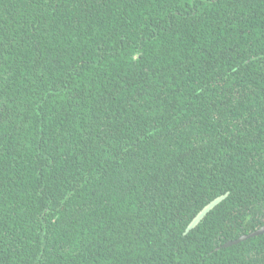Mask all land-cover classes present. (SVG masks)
Instances as JSON below:
<instances>
[{
    "label": "trees",
    "instance_id": "trees-1",
    "mask_svg": "<svg viewBox=\"0 0 264 264\" xmlns=\"http://www.w3.org/2000/svg\"><path fill=\"white\" fill-rule=\"evenodd\" d=\"M262 225L264 0H0V264H264Z\"/></svg>",
    "mask_w": 264,
    "mask_h": 264
},
{
    "label": "water",
    "instance_id": "water-1",
    "mask_svg": "<svg viewBox=\"0 0 264 264\" xmlns=\"http://www.w3.org/2000/svg\"><path fill=\"white\" fill-rule=\"evenodd\" d=\"M227 193L221 194L215 198H213L211 201H209L206 205L203 206V208H201L198 213L193 217V219L189 222V224L187 225L186 230L191 229L192 227H194L203 217L204 215L211 210L216 204H218L222 199H224L226 197ZM264 232V225L260 226L258 229L245 234V235H241L238 238L229 240L226 242V245H232L234 243H238L242 240H245L249 237H253L256 236L258 234H261Z\"/></svg>",
    "mask_w": 264,
    "mask_h": 264
}]
</instances>
